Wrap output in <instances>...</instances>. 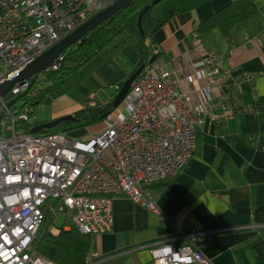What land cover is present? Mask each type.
Here are the masks:
<instances>
[{"label": "built area", "instance_id": "obj_1", "mask_svg": "<svg viewBox=\"0 0 264 264\" xmlns=\"http://www.w3.org/2000/svg\"><path fill=\"white\" fill-rule=\"evenodd\" d=\"M110 3L0 0V85ZM208 56L209 86L203 90L207 104L213 102L212 87L222 80L224 58L214 51ZM61 58L47 71H56ZM176 84L168 71L151 62L132 82L124 106L101 122V132L85 140L62 132L17 130L19 122L29 121L28 110L5 103L8 97L33 96L30 80L14 84L5 99L0 96V264H54L36 251L47 213L53 222L64 213V229L72 227L90 236L110 231L116 196L161 214L145 185L181 171L203 124V117L192 110L191 95ZM231 116L224 111L211 118ZM6 125L11 128L7 136L2 134ZM176 233L174 238L186 244L156 241L150 247L151 264H213L193 244L199 232L187 235L178 228ZM167 244L173 251L160 255L157 249ZM95 257L92 253L88 261Z\"/></svg>", "mask_w": 264, "mask_h": 264}, {"label": "crops", "instance_id": "obj_2", "mask_svg": "<svg viewBox=\"0 0 264 264\" xmlns=\"http://www.w3.org/2000/svg\"><path fill=\"white\" fill-rule=\"evenodd\" d=\"M231 1H170L167 15L176 13L155 33V63L171 74L179 91L191 95L192 110L203 117V124L181 171L146 187L160 215L125 196L112 199L110 231L92 236L96 264H151L150 247L156 241L186 244L174 238L178 228L187 235L200 233L193 244L213 264H264V0H255L256 14L232 31L230 43L217 29L199 39L192 36L199 23ZM128 40L118 39L107 52L117 50L116 58L122 59L109 68L111 81H125L137 67L133 47L126 48L130 60L119 53ZM211 51L224 57L223 77L212 87L213 102L207 104L203 90L209 86ZM83 105L66 96L33 127ZM224 111L232 116L211 118ZM100 126L93 134L103 130Z\"/></svg>", "mask_w": 264, "mask_h": 264}, {"label": "trees", "instance_id": "obj_3", "mask_svg": "<svg viewBox=\"0 0 264 264\" xmlns=\"http://www.w3.org/2000/svg\"><path fill=\"white\" fill-rule=\"evenodd\" d=\"M154 1L133 0L66 50L56 71L41 72L39 75L44 77V80L51 86L56 73L63 75L66 72L78 70L90 58L100 53L106 54L108 48L112 47L115 39L119 37H133L135 39V50L138 55L136 69L141 65L148 66L154 57V61H156L159 53L153 52L155 33L176 11H170L164 19L155 24L150 13L155 5L153 4ZM257 9L258 6L255 0H233L199 23L192 36L199 39L211 30L217 29L225 40L230 43L232 31L251 19L256 14ZM133 14H136V20L134 23H129L128 18ZM262 37L264 38V33ZM35 80L36 77L32 82L30 80L29 88V91L34 92V95H20L10 108L14 109L15 105L26 107L29 117L32 116L37 104L46 100L49 91L48 88L36 87ZM114 97L103 104L94 102L84 105L72 113V119L62 121L58 125H63L67 130H70L101 123L115 112L116 109L112 106ZM13 99L15 97H8V102ZM18 124L19 129L26 132H29L33 127L28 124V121L19 122ZM43 132H47V130ZM53 223V216L47 213L36 245V251L40 255L54 264H96L88 261L89 256L94 253L92 236L80 234L72 227L69 229L56 228L57 232L54 233L51 231L54 228Z\"/></svg>", "mask_w": 264, "mask_h": 264}, {"label": "rangeland", "instance_id": "obj_4", "mask_svg": "<svg viewBox=\"0 0 264 264\" xmlns=\"http://www.w3.org/2000/svg\"><path fill=\"white\" fill-rule=\"evenodd\" d=\"M170 1L171 0H161L153 6L150 13L155 24L167 15L166 10L168 6H170ZM135 20L136 14H133L128 18L129 23H134ZM121 38L122 37L115 39L112 46H114L118 39ZM128 39L129 40L127 44H122V51L119 50V53L123 58L130 60V53L128 50H126V48L130 46L135 49V39L133 37ZM112 48H108V51H110ZM116 51L117 50H114L109 54H97L95 57L90 58L87 62L80 66V68L76 71H69L63 75L56 73L55 77H53V84L51 86H49L48 82L44 80V77L38 75L35 80V86L48 88L49 91L46 100L40 104H37L35 107L34 113L29 118L28 124L33 126L35 123H37V121L47 119L50 116L52 112V106L56 104V101H65L66 96L72 98L76 104L85 103V105H89L94 102L101 104L108 102L112 97H114V95L117 94L115 86L121 87L122 83L124 82L111 81L114 79V76L109 73V68H112L113 62L119 58H116ZM119 60L121 61L122 59L119 58ZM123 106L124 105L122 103L116 109L120 110V108ZM100 125L101 123H97L94 125H87L70 130H67L63 125H57L56 127L47 130V132H64L69 138L85 140V138H87L86 136L93 135L94 131L101 127ZM17 130H21L19 129V124H17ZM10 132V125H6L2 128L3 135L7 136L10 134ZM145 187H147V185H145ZM64 220L65 214H58L53 223V227L55 229L63 227Z\"/></svg>", "mask_w": 264, "mask_h": 264}, {"label": "water", "instance_id": "obj_5", "mask_svg": "<svg viewBox=\"0 0 264 264\" xmlns=\"http://www.w3.org/2000/svg\"><path fill=\"white\" fill-rule=\"evenodd\" d=\"M133 0H113L105 9L96 13L93 17L88 19L78 28L73 30L67 36L58 41L55 45L50 47L44 53L39 55L36 59H34L31 63H29L22 71H20L17 75H15L10 80L4 82L0 85V96L5 99L7 92L10 88L19 82H23L26 80H32L37 77L41 72H46L52 65L58 62L63 53L68 50L73 44H75L78 40L95 29L100 23L111 17L114 13L131 3ZM161 0H155L153 4L158 3ZM155 57L151 59L150 62L154 61ZM144 66L141 65L132 74H130L125 81L122 83L120 90L117 92L114 100L112 101L113 108H118L121 103L124 101L132 82L142 73ZM20 95L16 96L10 102H6L7 106H10L14 101L19 98ZM72 119V115H65L59 118H56L52 121L42 123L30 129V133H40L51 128L56 127L60 122L67 121Z\"/></svg>", "mask_w": 264, "mask_h": 264}, {"label": "clouds", "instance_id": "obj_6", "mask_svg": "<svg viewBox=\"0 0 264 264\" xmlns=\"http://www.w3.org/2000/svg\"><path fill=\"white\" fill-rule=\"evenodd\" d=\"M111 3H112V1H111ZM172 251H173V249H172V247H171L169 244H167L166 247H163V248L157 249V252H158L160 255H162V256H166V255H168L169 253H171Z\"/></svg>", "mask_w": 264, "mask_h": 264}, {"label": "flooded vegetation", "instance_id": "obj_7", "mask_svg": "<svg viewBox=\"0 0 264 264\" xmlns=\"http://www.w3.org/2000/svg\"><path fill=\"white\" fill-rule=\"evenodd\" d=\"M113 2V1H112Z\"/></svg>", "mask_w": 264, "mask_h": 264}]
</instances>
